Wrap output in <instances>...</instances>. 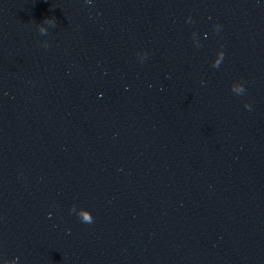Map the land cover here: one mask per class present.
<instances>
[{"label":"water","instance_id":"water-1","mask_svg":"<svg viewBox=\"0 0 264 264\" xmlns=\"http://www.w3.org/2000/svg\"><path fill=\"white\" fill-rule=\"evenodd\" d=\"M0 264H264V0H0Z\"/></svg>","mask_w":264,"mask_h":264}]
</instances>
